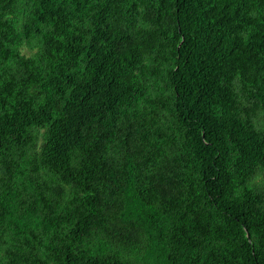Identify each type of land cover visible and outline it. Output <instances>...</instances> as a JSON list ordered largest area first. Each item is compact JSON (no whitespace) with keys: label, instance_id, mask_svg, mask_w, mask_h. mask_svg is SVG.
Here are the masks:
<instances>
[{"label":"trees","instance_id":"16d2710c","mask_svg":"<svg viewBox=\"0 0 264 264\" xmlns=\"http://www.w3.org/2000/svg\"><path fill=\"white\" fill-rule=\"evenodd\" d=\"M0 264H264V0H0Z\"/></svg>","mask_w":264,"mask_h":264},{"label":"rangeland","instance_id":"374dc122","mask_svg":"<svg viewBox=\"0 0 264 264\" xmlns=\"http://www.w3.org/2000/svg\"><path fill=\"white\" fill-rule=\"evenodd\" d=\"M21 52L25 55H28L30 53V51L28 49L22 48Z\"/></svg>","mask_w":264,"mask_h":264}]
</instances>
